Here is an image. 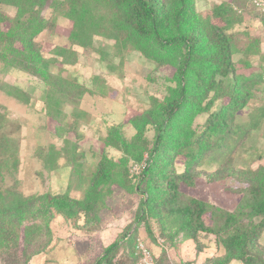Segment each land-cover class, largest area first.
Segmentation results:
<instances>
[{
    "label": "rangeland",
    "instance_id": "374dc122",
    "mask_svg": "<svg viewBox=\"0 0 264 264\" xmlns=\"http://www.w3.org/2000/svg\"><path fill=\"white\" fill-rule=\"evenodd\" d=\"M46 1L34 20L45 23L32 36L34 53L51 60L53 74L84 91L77 101L63 104L66 124L62 122L57 132V122L46 111L49 85L39 64L19 53L23 47L19 36L6 33L0 40V192L38 195L19 215L0 212V264H133V241L131 245L122 239L125 231L136 243L151 247L156 264H215L232 255L223 235H191L165 191L159 189L142 210L143 200L154 190L149 187L152 181L140 177L148 166L160 105L176 92V66L160 64L135 49L127 30L100 9L101 1L109 0H92L94 13L105 16L106 23L93 29L90 44L82 41L83 32L78 40L71 36L76 26L74 0ZM160 2L171 21L179 0ZM223 2L239 10L241 19L226 30L236 43V75L256 79L249 85L251 99L237 114V120L246 122L253 109L264 107V10L253 0H187L186 5L197 17H205ZM0 10L11 17L16 13V7L2 3ZM213 21L224 24L216 17ZM3 28L7 31L9 23ZM208 74L202 66L190 78L204 85ZM142 114L148 123L138 136L133 118ZM207 115L188 116L185 125L199 131ZM104 158L109 161L110 180L92 190L91 178ZM231 159L236 168L264 167V120L237 145ZM183 162L184 157L176 154L173 163L179 172ZM215 169L205 168L194 186L182 184L181 190L246 222V211L239 207L242 194L233 190L242 184L232 177L210 181ZM90 193L92 210L69 211L41 198L65 194L83 199ZM115 241L118 247L104 257L106 247ZM260 244L264 247V230ZM227 264L244 263L230 259Z\"/></svg>",
    "mask_w": 264,
    "mask_h": 264
},
{
    "label": "trees",
    "instance_id": "16d2710c",
    "mask_svg": "<svg viewBox=\"0 0 264 264\" xmlns=\"http://www.w3.org/2000/svg\"><path fill=\"white\" fill-rule=\"evenodd\" d=\"M74 1L72 18L76 26L71 36L78 40L83 32L82 41L90 44L93 29L105 24L106 18L94 13L95 5L92 0ZM109 1H101L100 9L105 8V15H113L110 21L115 20L119 28L127 30L135 49L160 64L176 66V92L160 105L154 121L155 133L147 159L148 166L140 177V181L147 178L152 181L149 187L154 190L143 200V212L148 202L154 200L161 189L166 192L172 207L183 214L191 235L204 232L224 236L222 241L233 254L215 264H227L230 259H237L244 264H264V247L260 244L264 230V167L236 168L231 159L237 145L252 130L262 127L264 120V107L253 109L246 122L237 120L238 112L251 99L249 85L256 81L244 74L236 75L233 60L236 43L226 30L230 24L241 21L239 10L230 2H223L214 8L212 16L197 17L187 7V0H179L180 6L172 14L171 21L175 22L171 23L168 22L165 7L160 0ZM46 2L0 0L2 4L16 7L13 17L0 10V40L6 33L19 36L23 45L19 53L27 54L29 59L39 64V72L49 85L45 99L46 111L57 122L56 131L59 132L62 122L66 124L63 104L66 101H77L84 88L53 74L50 71L51 60L34 53L32 36L45 28V23H35L34 20L39 17V7ZM261 15L264 16L262 13ZM213 17L219 18L224 24L215 23ZM6 23H9L7 31L3 28ZM202 66L207 67L209 73L204 85L199 80L190 78L193 71ZM211 89L214 91L210 95ZM203 112L208 115L202 129L189 130V126L185 125L188 116ZM145 116L142 114L133 118L138 136L143 134L145 124L148 123ZM181 122L184 123L180 124ZM176 154L184 157V169L180 172L173 163ZM108 163L106 158L99 162L91 178L92 190H98L102 184L109 182L111 170ZM210 165L216 166L209 177L210 181L232 177L242 184L233 190L242 194L239 207L246 211V222L234 220L232 211L189 196L181 190L182 184L194 186L202 171ZM37 196L0 192V212L19 215L27 210ZM41 198L48 204L64 207L69 211L92 210L95 205L91 193L83 199H74L65 194H43ZM121 237L129 239L131 245L133 241L131 253L135 264V236L125 231ZM118 245L119 241L111 243L104 250L103 256H109ZM146 246L155 260L151 247Z\"/></svg>",
    "mask_w": 264,
    "mask_h": 264
},
{
    "label": "built area",
    "instance_id": "2783aa9c",
    "mask_svg": "<svg viewBox=\"0 0 264 264\" xmlns=\"http://www.w3.org/2000/svg\"><path fill=\"white\" fill-rule=\"evenodd\" d=\"M254 3L264 10V0H253ZM135 264H156L152 252L143 242L137 243V259Z\"/></svg>",
    "mask_w": 264,
    "mask_h": 264
}]
</instances>
